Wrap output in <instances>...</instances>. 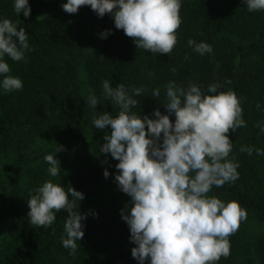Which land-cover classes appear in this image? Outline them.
<instances>
[{"label":"trees","instance_id":"16d2710c","mask_svg":"<svg viewBox=\"0 0 264 264\" xmlns=\"http://www.w3.org/2000/svg\"><path fill=\"white\" fill-rule=\"evenodd\" d=\"M28 2L30 16L25 18L14 13L13 0H0V19L25 28L30 45L24 60L4 57L10 66L8 75L19 77L23 88L0 90V264H72L82 256L91 264H138L131 255L135 244L121 218L131 198L117 182L112 190H104L110 174L119 171L118 161L99 151L110 126L99 130L91 123L93 115L118 111L103 99L104 80L113 88L121 83L125 88L142 86L145 92L135 97L138 103L132 111L155 118L153 109H159L172 122L174 114L162 104L164 86L171 80L184 87L196 83L205 93L208 85L219 83L218 91L236 94L246 127L227 135L233 142L229 159L239 162V178L214 186L208 195L239 202L247 219L228 238L230 255L216 264H264V156L239 150L241 146L264 150V134L256 126L264 122V10L249 12L243 0H182L177 43L169 55L136 48L109 13L99 17L90 6L67 13L62 9L66 0ZM86 25L96 26L98 36L96 53L88 56L80 51L78 34ZM108 29L107 37L101 38L99 33ZM189 39L210 44L212 53L197 54ZM76 52L79 61L74 59ZM156 88L160 96L154 98L151 93ZM90 93L99 98L96 109L85 101ZM56 145L62 146L54 153L61 173L54 178L47 172L44 156ZM45 180L83 193L73 211L86 217L84 235L73 255L61 245L66 210L56 213L50 227L29 222L27 200ZM103 228L107 232L97 230Z\"/></svg>","mask_w":264,"mask_h":264},{"label":"clouds","instance_id":"9594fccd","mask_svg":"<svg viewBox=\"0 0 264 264\" xmlns=\"http://www.w3.org/2000/svg\"><path fill=\"white\" fill-rule=\"evenodd\" d=\"M249 12L264 10V0H243ZM182 0H66L62 9L76 13L81 6H90L99 17L109 13L117 29L133 38L136 48L152 54H169L177 43L176 30L180 27ZM15 14L30 16L28 0H13ZM110 29L99 35L106 38ZM194 52L203 56L212 53L206 42L187 41ZM30 50L28 34L7 18L0 19V90H22L19 77L8 75L13 61L25 59ZM187 59V57H186ZM171 71L175 72V68ZM230 83V81H225ZM222 85H208L203 92L200 85L189 83L187 87L174 80L165 86L167 112L174 114V122L168 114L153 109L152 116L133 112L145 89L115 88L108 80L102 81V96L110 100L116 115L104 111L93 115L91 123L99 130L110 126L105 134L101 153H110L118 161V173L114 179L119 189L131 198L127 214L121 211L126 222L132 257L138 264H216L221 257L230 255L229 237L247 219V211L237 201L225 202L209 196L212 188L234 183L239 178V162L229 159L233 142L227 135L230 130L246 127L241 101L233 91H218ZM151 96H160L159 88ZM86 103L96 109L99 98L90 93ZM259 109L261 105L257 103ZM264 134V122L257 125ZM162 134V136H161ZM62 150L56 145L53 152L44 156L51 177L61 173L54 153ZM241 152H256L264 156V150L241 146ZM107 178L109 173L103 172ZM71 197V199H69ZM83 193L70 187L65 190L60 183L45 180L38 185L27 200L28 218L33 226L50 227L56 213L66 210L64 223L66 237L61 245L75 254L77 241L83 238L84 214L75 212L76 202ZM127 207V206H126Z\"/></svg>","mask_w":264,"mask_h":264},{"label":"rangeland","instance_id":"374dc122","mask_svg":"<svg viewBox=\"0 0 264 264\" xmlns=\"http://www.w3.org/2000/svg\"><path fill=\"white\" fill-rule=\"evenodd\" d=\"M79 36H80V41H81V45L82 46V50L83 53L85 54V56H88V52L89 53H96V49L98 47V36H97V30H96V26H85L82 29L79 28V32H78ZM81 57V56H80ZM75 60L79 61V55L78 52H76ZM79 81L81 80V77L79 76ZM117 173H111L110 177L108 179V182L106 184V186H104V190L105 191H110L112 190L116 184V181L114 179V176ZM106 205V204H105ZM99 232H107V229L103 228V229H97ZM82 257H77V259L75 260H71L70 263L72 264H91V262Z\"/></svg>","mask_w":264,"mask_h":264}]
</instances>
